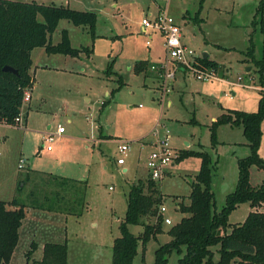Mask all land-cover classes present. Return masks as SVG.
<instances>
[{
    "label": "rangeland",
    "instance_id": "1",
    "mask_svg": "<svg viewBox=\"0 0 264 264\" xmlns=\"http://www.w3.org/2000/svg\"><path fill=\"white\" fill-rule=\"evenodd\" d=\"M69 1L74 9L97 12L96 35L93 37L83 26L63 19L55 36L60 37L58 32L68 28L74 47L92 50L82 51L79 56L50 54L44 47L33 50V98L22 107L24 120L28 114L27 124L12 126L0 122V198L10 200L16 187L14 197L27 204L33 198L50 207L58 196L47 199L48 192L73 189L74 197L82 198L77 203L85 204V209H75L77 214L71 213L68 220L62 215V223L49 217L47 208L27 213L10 264H26V253L34 241L38 248L32 257L40 260L44 244L59 238L65 228L70 264H111L110 244L121 234L119 225L126 214L130 186L150 177L147 158L158 148L155 143L160 132L165 131L162 125L170 130V145L179 156L185 149L211 153L216 165L212 187L217 210L223 207L226 194L236 188L239 158L251 152L243 127L229 124L218 127V144L214 147L211 125L226 109H258L262 96L260 70L264 69V35L257 15L261 0H38L56 5H67ZM166 4L182 29L183 41L197 55L207 52L217 60L227 77L219 73L221 78L203 81L185 72L186 79H178L161 98L158 72L152 71V77L133 70L138 60L165 59V37L159 31L145 32L142 21L150 14L155 16L159 7ZM252 43L254 53L249 49ZM111 62L114 71L108 72ZM239 76L246 86L229 83ZM120 84L122 88L111 95ZM59 124L66 129L60 135ZM262 132L259 153L264 159V120ZM49 134L54 137L50 143L45 141ZM120 141L132 145L125 165L117 163ZM48 145L52 151L47 150ZM179 156L168 173L156 180L164 196L162 205L167 208L163 216L170 218L172 224L164 221V231L147 243L144 264L155 263L157 248L172 239L167 230L187 215L180 210V203L190 202L201 160L191 156L179 161ZM21 158L29 166L20 168ZM36 170L64 173L82 183L61 185L45 174H36ZM28 172L35 174L34 179L18 189ZM250 180L255 187L264 184V168L251 166ZM85 190L84 197L81 194ZM248 210L249 203L235 209L230 223L245 220ZM144 220L153 223L155 218ZM129 227L137 235L143 231L141 224ZM218 248L214 247L216 260L220 257ZM142 255L140 246L134 264H143ZM179 257L173 251L167 264H179Z\"/></svg>",
    "mask_w": 264,
    "mask_h": 264
},
{
    "label": "trees",
    "instance_id": "2",
    "mask_svg": "<svg viewBox=\"0 0 264 264\" xmlns=\"http://www.w3.org/2000/svg\"><path fill=\"white\" fill-rule=\"evenodd\" d=\"M260 16L261 31L264 35V0L257 8ZM40 16L43 18L40 19ZM66 19L76 26H84L94 37L98 14L92 10H78L69 5L45 4L37 1L0 0V122L15 126V119L22 113L26 91L33 88L32 52L37 47H44L50 54L79 56L82 51H91L89 47L79 49L72 46L69 30H61V40L53 42V34L58 30L61 20ZM252 42V39H251ZM254 53L253 43L249 47ZM202 68L216 69L220 74L219 62L208 56L197 59ZM152 62L149 59L136 61L134 71L137 74L151 72ZM10 65L18 70V74L4 71ZM114 62L108 66V72H113ZM158 74V73H157ZM159 76V74L157 75ZM120 81L122 77L120 76ZM260 85L264 88V69L260 70ZM123 84L111 92L120 90ZM259 100L257 111L248 112L238 109H226L211 125L212 144H218L217 129L221 125L242 126L248 139L250 154L239 158V178L235 190L229 192L220 210L216 209L215 192L213 191V175L216 165L212 155L207 150L185 149L179 156V161L196 156L200 158V170L191 186L188 204L181 202L180 210L187 213L179 222L173 224L167 233L172 239L161 244L155 255L154 264H167L173 251L180 255L179 264H264V209L249 212L243 222L230 223L231 213L243 203H249L253 208L264 204V184L253 186L250 180L251 166L264 168V159L259 153L262 139V122L264 120V90ZM107 101L103 102L106 105ZM36 174L63 184L82 183L79 179L64 178L41 171ZM33 173H27L21 189L26 182L34 179ZM86 183V181H83ZM55 191V192H54ZM50 195L58 196V201L45 207L32 201L30 204L15 197L12 201L0 199V264H10L21 240L20 229L27 215V207L47 208L50 211H61L65 214L77 212L75 209L85 207L77 203L76 192L54 190ZM35 192H32L34 196ZM81 195H86L83 192ZM74 199L75 201H72ZM164 196L159 190L156 180L151 177L139 179L130 186L127 200V210L119 225L120 236L114 239L111 264H134L139 247H142V262L145 261L147 243L151 238L164 231V216L160 207ZM85 209V208H84ZM148 217L155 221L146 222ZM141 224L143 231L134 234L130 225ZM219 246V259H215L214 247ZM38 248L37 242H32L26 253V264H69L68 242L48 241L43 247V256L35 260L32 256Z\"/></svg>",
    "mask_w": 264,
    "mask_h": 264
},
{
    "label": "built area",
    "instance_id": "3",
    "mask_svg": "<svg viewBox=\"0 0 264 264\" xmlns=\"http://www.w3.org/2000/svg\"><path fill=\"white\" fill-rule=\"evenodd\" d=\"M143 28L145 32H161L165 37V49L166 57L163 61L152 62L151 70L156 71L159 74L161 81V98L166 96L172 89L173 84L176 80L177 74L180 71L190 73L192 76L198 80L210 81L214 78H221L219 72L213 68H202L197 60L202 55H197L195 50L189 47L183 41V34L180 25L175 21V19L169 14L167 4L160 6L158 13L155 16L151 14L145 17L142 21ZM147 44H151V40L147 41ZM243 77L239 76L237 81L229 82L231 85L246 86L242 83ZM250 87H255L249 85ZM261 90H264L262 87ZM232 97V96H231ZM31 100L30 90L26 91L24 101L29 102ZM24 119L22 113L16 117L15 126H20L23 124ZM165 131L160 132L157 142L155 143L158 148L153 150L149 157L147 158V168L149 170V175L153 180L162 179L169 171V166L174 165L176 159L179 156L177 150L170 145V130L161 126ZM66 131L64 125L59 124L57 129V134H63ZM159 132V130H156ZM156 132V133H157ZM53 134L46 136L45 141L50 143L53 142ZM47 148L52 150V146L48 145ZM120 156L117 159L119 164L126 163V158L131 152L132 145L129 141H120L118 146ZM27 161L24 158L20 159L19 167L25 168L27 166ZM167 208L162 205L160 207V213L164 215ZM167 224H172V220L168 217L164 218Z\"/></svg>",
    "mask_w": 264,
    "mask_h": 264
},
{
    "label": "crops",
    "instance_id": "4",
    "mask_svg": "<svg viewBox=\"0 0 264 264\" xmlns=\"http://www.w3.org/2000/svg\"><path fill=\"white\" fill-rule=\"evenodd\" d=\"M24 1V0H23ZM25 1H34V0H25ZM35 1H37L38 2V0H35ZM39 3H45V4H47L46 2H39ZM70 3H71V1H69L68 2V4L67 5H69V6H71L70 5ZM52 4H55V3H52ZM60 25V24H59ZM59 27V26H58ZM84 27V26H83ZM84 28H86L87 30H88V32H89V29L87 28V27H84ZM66 29H68V28H66ZM63 30V29H62ZM69 30V29H68ZM69 33H70V30H69ZM55 34H56V32L53 34V42L54 43H58L60 40H61V30L58 32V34L60 35V37H56L55 36ZM70 38H71V43H72V37H71V34H70ZM72 46H74V45H72ZM77 48V47H76ZM35 51V50H34ZM34 51L32 52V53H34ZM202 56H203V54H202ZM209 57H210V55H209ZM32 58H33V56H32ZM210 59H212V58H210ZM150 61H152L151 60V58L149 59ZM212 60H214V59H212ZM215 61H217V60H215ZM33 62H34V59H33ZM218 62V61H217ZM221 71V76H224V77H227V73L224 71V69L223 70H220ZM151 72H152V70H151ZM151 72H149V73H147L149 76H152V77H155V76H153V74H151ZM179 73V72H178ZM182 74V75H180L179 76V74ZM180 73L179 74H177V77H176V80H175V83H174V86H175V84H176V82H177V80L178 79H186V77H187V75H186V73L184 72V71H180ZM32 98H33V95L31 94V100H32ZM30 100V101H31ZM24 118H25V120H24V122H25V124H27V121H28V114L27 115H25L24 116ZM217 118V117H216ZM216 120V119H215ZM214 120V121H215ZM49 128H50V125H49ZM42 147H43V145H42ZM47 150L48 151H52V150H49L48 148H47ZM182 150V149H181ZM27 161V160H26ZM118 163V162H117ZM28 164V163H27ZM119 164V163H118ZM119 165H125V163L124 164H119ZM27 166H29V164L27 165ZM125 171H127V169H124ZM36 171H41V172H44V173H49V174H52V175H56V176H59V177H64V178H73V179H79V178H74V177H71V176H69V175H67V174H64V173H61V174H57V173H54V172H51V171H46V170H36ZM147 171L149 172V170H148V168H147ZM30 173V172H29ZM80 180V179H79ZM83 181H86L87 182V179H84ZM1 182V181H0ZM0 186H1V184H0ZM13 187V186H12ZM14 189L16 190V187H14ZM15 190H14V192H13V196H12V198L10 199V200H6V199H3V198H0V199H3V200H6V201H8V202H10V201H12L15 197H14V195L16 196V192H15ZM229 193V192H228ZM227 193V194H228ZM226 194V195H227ZM244 204V203H243ZM242 204H240L237 208H239L240 206H241ZM264 207V204L262 205V206H260V207H252L250 204H249V210H248V214H249V212H251V211H254V210H261L262 208ZM236 208V209H237ZM27 209V213H34V210H39V211H46V210H43V209H41V208H35V207H31V206H29V207H27L26 208ZM48 212H50V213H48V216L49 217H53L54 219H56V220H58L59 222H63V219H62V215H64L65 217H66V219H67V216H69V214H65V213H63V212H61V211H50V210H48ZM248 214H247V216H248ZM246 216V217H247ZM26 217H27V215H26ZM246 219V218H245ZM68 220V219H67ZM244 221V220H243ZM243 221H240V222H243ZM240 222H238V223H240ZM23 224H24V222H23ZM23 226V225H22ZM63 230V233L61 234V236L59 237V238H54V240H52V241H55V242H68V232H67V230H66V228L65 229H62ZM118 236H116L115 238H117ZM114 238V239H115ZM57 239V240H56ZM114 239H113V241L111 242V244H110V246H111V248H112V246H113V242H114ZM51 241V240H50ZM69 243V242H68ZM69 248H70V246H69ZM113 252V251H112ZM71 259H72V256H70V251H69V255H68V262H69V264H70V261H71Z\"/></svg>",
    "mask_w": 264,
    "mask_h": 264
},
{
    "label": "water",
    "instance_id": "5",
    "mask_svg": "<svg viewBox=\"0 0 264 264\" xmlns=\"http://www.w3.org/2000/svg\"><path fill=\"white\" fill-rule=\"evenodd\" d=\"M203 56H204L205 58H207V57L209 56V54H208L207 52H204V53H203ZM3 70H4V71H8V72H13V73H15V74H18V70L15 69L14 67L10 66V65H6V66L3 68ZM248 70H250V68H249Z\"/></svg>",
    "mask_w": 264,
    "mask_h": 264
}]
</instances>
